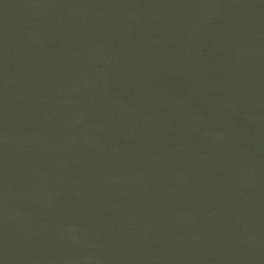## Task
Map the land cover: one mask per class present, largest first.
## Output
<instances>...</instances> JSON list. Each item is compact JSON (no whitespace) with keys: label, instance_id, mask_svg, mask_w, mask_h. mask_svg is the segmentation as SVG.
Returning <instances> with one entry per match:
<instances>
[{"label":"water","instance_id":"water-1","mask_svg":"<svg viewBox=\"0 0 264 264\" xmlns=\"http://www.w3.org/2000/svg\"><path fill=\"white\" fill-rule=\"evenodd\" d=\"M0 264H264V0H0Z\"/></svg>","mask_w":264,"mask_h":264}]
</instances>
